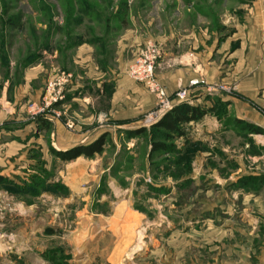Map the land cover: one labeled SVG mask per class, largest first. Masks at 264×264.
<instances>
[{"label":"rangeland","instance_id":"374dc122","mask_svg":"<svg viewBox=\"0 0 264 264\" xmlns=\"http://www.w3.org/2000/svg\"><path fill=\"white\" fill-rule=\"evenodd\" d=\"M263 9L264 0H0V147L11 146L9 166L0 165V264H24L20 253L26 264H69L67 246L117 239L111 216L127 246L149 248L153 264H264ZM132 29L170 35L169 49L182 41L213 67L194 70L170 95L173 105L207 113L167 150L151 152L163 142L153 125L170 109L150 91L155 107L138 124L107 112L109 130L95 139L97 122L82 123L108 105L111 89L97 99L80 48L93 46L109 71ZM156 42L159 79L164 44ZM124 54L128 69L135 57ZM90 92L96 104L86 109ZM101 136L93 157L58 154Z\"/></svg>","mask_w":264,"mask_h":264},{"label":"crops","instance_id":"0c3cea01","mask_svg":"<svg viewBox=\"0 0 264 264\" xmlns=\"http://www.w3.org/2000/svg\"><path fill=\"white\" fill-rule=\"evenodd\" d=\"M262 13L261 21H264V9ZM125 37L127 40H121L118 44V57L116 58L118 66L117 68H109V71H107V68L100 66L94 61L93 46L84 45L80 48L83 63L85 62L84 64H86L87 74L93 79V82H97V99L100 98V92L102 93V90L105 89L107 85H109L111 89V98L109 99L108 105H106L103 109L97 107L95 113L91 112L89 116H85L84 118L82 117V123L89 124L94 121L97 122L98 126L96 128V132L91 136L95 139L103 132L109 130V128L105 126V117L108 116L107 112H109V114H111L114 119L125 120L126 122H129L126 125L131 126L134 123L138 124L139 121L142 120L141 116L151 111L155 107L156 102L153 94H151L143 84L135 81L128 75L126 68L128 57L126 58L124 54L125 51L131 50L134 58L149 39L162 42L164 44V52L163 58L159 62V81L164 85L169 95L173 94L180 86H185L188 84L189 79L197 75L193 74L194 70L200 76L204 73L207 75L209 73L207 70L212 72L213 69V67H209L205 62H203V57L200 53L191 52L180 48L182 41L177 42V50L169 49L168 46L169 40L171 38L170 35L167 37L165 36V38L160 37L158 39L155 38L150 32L149 34L146 32L141 33V31H138L137 29H132L126 34ZM241 51L242 50H238L236 53H234V56L237 59L236 68L242 67L243 72V70H245L244 66H246V58L243 55L244 52ZM213 72L215 73V70H213ZM262 72H264V67L262 68ZM106 75H110V77L107 78ZM95 99L96 98L93 97L91 92L86 94L84 96V100H87L86 102L88 103H83L85 104L83 106L87 109L92 105L91 107L94 108L93 104H96ZM89 101L91 103H89ZM2 146L6 147V150L4 152L0 150V165L5 163L4 157L10 153L11 147L9 142ZM3 147L0 148L2 149ZM5 164V166H9L7 162ZM1 173L2 172H0V174ZM127 215H129V213H127ZM113 219V216L108 218V225L106 227L112 229V233L117 239L113 240V242L104 244L103 246H100L99 244L101 238L88 244L82 242V246H67L65 250H69L70 253L73 254V257L75 256V259L72 258L67 260L68 263L153 264V261H150L147 258L151 257L152 255L149 252L147 253L149 248L138 250L141 246H132L131 243L127 246L126 239L124 240L121 238L123 235L119 232V230H116V221ZM21 247L24 250L26 249V246ZM35 255V253H29V256L32 258H35ZM18 256V260H24L23 263L26 264L25 261H27V253H20ZM18 263L19 262H16L14 259H12V261L7 260V264ZM42 263L48 264L49 262L42 261ZM164 263L171 264L172 261L169 260V263Z\"/></svg>","mask_w":264,"mask_h":264},{"label":"trees","instance_id":"16d2710c","mask_svg":"<svg viewBox=\"0 0 264 264\" xmlns=\"http://www.w3.org/2000/svg\"><path fill=\"white\" fill-rule=\"evenodd\" d=\"M207 111L199 106L189 104L187 102L175 104L164 116L153 125L154 128L160 130V138L163 142H153L152 153L168 148L165 144L168 139L176 136H182L183 127L191 121L201 119ZM145 129H141L144 131ZM139 131V132H141ZM105 138L101 136L96 141L90 144H82L74 146L66 151L59 152V156L63 160H73L84 155L93 157L97 153H101L104 149Z\"/></svg>","mask_w":264,"mask_h":264},{"label":"built area","instance_id":"2783aa9c","mask_svg":"<svg viewBox=\"0 0 264 264\" xmlns=\"http://www.w3.org/2000/svg\"><path fill=\"white\" fill-rule=\"evenodd\" d=\"M161 53V45L154 40H149L131 62L127 73L132 79L143 84L148 91L155 93L158 105L162 110H166L173 107V102L156 75V67ZM185 93V91L178 92V98L183 99Z\"/></svg>","mask_w":264,"mask_h":264}]
</instances>
